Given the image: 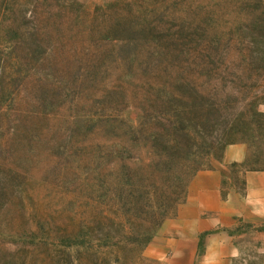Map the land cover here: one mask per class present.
I'll list each match as a JSON object with an SVG mask.
<instances>
[{
    "label": "rangeland",
    "instance_id": "374dc122",
    "mask_svg": "<svg viewBox=\"0 0 264 264\" xmlns=\"http://www.w3.org/2000/svg\"><path fill=\"white\" fill-rule=\"evenodd\" d=\"M163 1L0 0V264H197L204 253L192 260L191 253H174V221L191 201L197 176L222 169L227 199L231 188L246 197V175L264 172V133L257 136L264 127V0H191L194 85L206 107L215 108L200 132L210 137L223 131L218 104L238 115L246 98L258 97L262 115L249 128L255 136H235L233 145L247 148L244 163L223 165L231 145L219 146L181 200L163 206L159 185L165 178L146 168L152 155L142 128L186 124L183 114L177 104L164 111L163 94L150 86L141 64L149 56L143 45L121 53L101 35L114 26L113 14L140 8L164 14ZM173 1L166 0L171 13L179 9ZM58 11L64 45L39 64L37 15ZM176 25L171 21L175 32ZM17 47L29 69L26 84L19 80L25 72L14 74ZM161 214L167 218L154 228ZM241 232L233 264H264V227Z\"/></svg>",
    "mask_w": 264,
    "mask_h": 264
},
{
    "label": "trees",
    "instance_id": "16d2710c",
    "mask_svg": "<svg viewBox=\"0 0 264 264\" xmlns=\"http://www.w3.org/2000/svg\"><path fill=\"white\" fill-rule=\"evenodd\" d=\"M173 2H175L174 6L179 7L174 13L178 11L179 15L169 12L167 2L164 0L163 4L166 3L164 14L160 13L158 9L148 8H140V10L126 15L112 13L114 26L104 28V31L101 32L102 38L115 43L121 53L126 49L137 50L139 44L140 47L143 45L149 56H143L141 61L144 62L141 64L148 68L150 86L156 85V88L160 89L163 94L161 104H163L164 111L177 104L180 114H183L181 120L186 124H171L169 129L163 131L156 129H147L146 131V127L142 128H145L144 133L147 132L150 137L147 146L150 147L152 155L151 163L146 168L149 169L152 176L157 175L160 179L165 178L164 182L159 185L165 193L162 198L164 207L165 205L171 206L181 200L188 183L205 168L206 161L217 154L219 146L226 148L236 144L235 136L242 137L246 132L255 136V130H249V128L251 123L256 122L262 115L259 111L262 102L258 97L246 98L245 112L238 115L233 114L231 109L229 111V108L224 105L218 104L216 112H218V119L219 122L221 121L220 126L223 131L221 134L210 137H206L200 132V130H207L205 127L209 121V113L212 114L215 108L208 109L206 107L202 92L199 93L194 85L196 66L192 60V43L195 38L197 22L192 17L191 0H174ZM223 5H227V1H223ZM37 17H39L40 26L36 36L39 45L36 53L40 54L38 58L40 64L45 60L48 62L57 53V48L64 45L65 32L60 28L64 18L59 11L56 14H48L46 17L41 18L40 15ZM227 20L229 22V19ZM78 21L82 23V17ZM171 21L178 23L176 32L171 28ZM166 25L170 26L166 27ZM231 32L232 30L229 33L231 34ZM95 36L97 35L95 34ZM218 39L221 42L224 40L221 35L218 36ZM17 48V55L13 60V65L16 66L14 74L25 72L23 78L16 79L26 84L29 69L27 62L22 57L20 47ZM94 53L99 54L100 51L96 50L92 54ZM125 59L126 56L122 55L121 60L125 62ZM203 66L200 67L202 74L206 72L205 66ZM42 67L43 65L38 66V68ZM87 71L93 73L92 70ZM221 72L215 73V76ZM13 82L14 88L16 81L13 80ZM23 87L24 85L22 87L20 85L18 89ZM167 114L169 115L170 112L164 115L167 116ZM189 116L194 125L191 124ZM224 118L225 123L223 124L222 119ZM261 133H264V127L258 129L257 136H260ZM171 196L174 198L171 199ZM158 218L154 228L161 225L167 218V214H161Z\"/></svg>",
    "mask_w": 264,
    "mask_h": 264
},
{
    "label": "crops",
    "instance_id": "0c3cea01",
    "mask_svg": "<svg viewBox=\"0 0 264 264\" xmlns=\"http://www.w3.org/2000/svg\"><path fill=\"white\" fill-rule=\"evenodd\" d=\"M246 157V146L231 145L225 151L223 165L244 163ZM224 176L222 169L199 174L192 186L191 201L183 205L174 221L179 226L174 253H191V260L194 253H204L197 264H233L241 253L237 240L245 236H241V229L264 227V172L246 175V197L231 188L227 199L223 195Z\"/></svg>",
    "mask_w": 264,
    "mask_h": 264
}]
</instances>
